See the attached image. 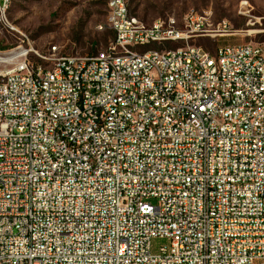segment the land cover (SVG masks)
<instances>
[{"label":"built area","instance_id":"1","mask_svg":"<svg viewBox=\"0 0 264 264\" xmlns=\"http://www.w3.org/2000/svg\"><path fill=\"white\" fill-rule=\"evenodd\" d=\"M130 12L84 66L0 52V264H264V49Z\"/></svg>","mask_w":264,"mask_h":264},{"label":"rangeland","instance_id":"2","mask_svg":"<svg viewBox=\"0 0 264 264\" xmlns=\"http://www.w3.org/2000/svg\"><path fill=\"white\" fill-rule=\"evenodd\" d=\"M109 0H10L0 11V52L23 45L34 46L46 54L52 46L59 53L87 56L105 47L110 36L100 29L108 14ZM132 14L145 22L174 16L180 20L190 10L206 12L215 24L227 23L233 35L218 44L254 42L264 44V0H129ZM209 51L216 50L210 38L197 40ZM48 52V53H47ZM156 240L154 247L164 244Z\"/></svg>","mask_w":264,"mask_h":264},{"label":"bare ground","instance_id":"3","mask_svg":"<svg viewBox=\"0 0 264 264\" xmlns=\"http://www.w3.org/2000/svg\"><path fill=\"white\" fill-rule=\"evenodd\" d=\"M110 2L112 0H109L108 2V14L106 18V22L104 25H100V29L107 28L108 21L110 18ZM10 4V0H5L4 2V9H2V13L4 14L5 11L8 9ZM192 17L194 18V24L200 25L202 27H205V32L207 33H214L216 30L222 29L223 23L215 24V22L212 20L211 16L207 14L206 12H199L197 10H192ZM165 19H175V22H184L185 21V15L178 20L174 16H166ZM130 19L134 20V22H141L142 20L139 19L137 16L133 15L130 12ZM161 18L155 19L153 22H158ZM179 31V24H171L169 27V34H176ZM264 44L256 43V50H263ZM59 47L58 46H52L51 50L46 56H54V53H59ZM100 54H107V47H105L103 50L100 51ZM87 56H71V63L75 66H84V63L86 62ZM56 64H64V55H56ZM4 66H11V59H4ZM42 66H49V59H42ZM53 72H61V65H53ZM214 72H221V64H214Z\"/></svg>","mask_w":264,"mask_h":264},{"label":"trees","instance_id":"4","mask_svg":"<svg viewBox=\"0 0 264 264\" xmlns=\"http://www.w3.org/2000/svg\"><path fill=\"white\" fill-rule=\"evenodd\" d=\"M132 13V12H131ZM134 15V14H133Z\"/></svg>","mask_w":264,"mask_h":264}]
</instances>
